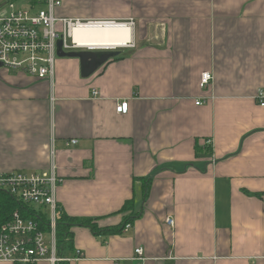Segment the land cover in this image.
I'll return each instance as SVG.
<instances>
[{"label":"crops","instance_id":"0c3cea01","mask_svg":"<svg viewBox=\"0 0 264 264\" xmlns=\"http://www.w3.org/2000/svg\"><path fill=\"white\" fill-rule=\"evenodd\" d=\"M60 1L136 25L88 78L79 59L0 69V172L54 174L59 207L103 229L133 200L119 235L73 229L78 264H264V0Z\"/></svg>","mask_w":264,"mask_h":264},{"label":"built area","instance_id":"2783aa9c","mask_svg":"<svg viewBox=\"0 0 264 264\" xmlns=\"http://www.w3.org/2000/svg\"><path fill=\"white\" fill-rule=\"evenodd\" d=\"M44 5L46 9L36 10V6L32 9L19 7L16 1H0V69L22 71L39 81L52 80L58 58V41L63 40L65 51L80 50L72 36L76 28L120 24L128 25L134 30L136 25L133 19L114 21L58 18L55 12L63 6L60 0H45ZM212 80L211 73H204L201 88L209 87ZM257 101L264 107V90L258 92ZM196 104L202 105L203 102ZM116 111L120 115H126L129 104H118ZM72 143L76 144V141ZM62 182L54 174L44 176L36 173L0 172V195L16 204L28 206L9 210L8 220L0 224V262L37 264L47 261L49 264H78L82 261L84 255L81 251H77L73 258L58 254L56 222L59 205L56 193ZM41 214L47 215L50 232L41 230ZM167 223L173 226L174 220L169 218ZM126 228L129 229L130 225ZM135 253L143 255L141 249H137Z\"/></svg>","mask_w":264,"mask_h":264},{"label":"trees","instance_id":"16d2710c","mask_svg":"<svg viewBox=\"0 0 264 264\" xmlns=\"http://www.w3.org/2000/svg\"><path fill=\"white\" fill-rule=\"evenodd\" d=\"M15 1V0H12ZM39 3L45 4L44 1L34 0L32 6H36ZM150 182V181H148ZM250 195V193H247ZM261 196L262 195H259ZM132 201H128L126 205L123 207L121 213H130L131 215L124 219V222L118 227H112L103 229L99 226L97 219H81L71 217L66 214L60 207L58 209L57 222H56V237H57V249L58 254L64 257L70 256L74 252V232L73 229L81 227L88 228L92 231L94 235L97 236H110V235H119L121 234L125 227L128 224H132L136 219L140 217V215L134 212V204ZM28 206H24L21 204H16L12 202L9 198L4 195H0V224H4L8 220V211L13 210L15 208H26ZM31 209H34L31 207ZM34 211V210H33ZM40 228L45 232H50V221L47 218V215L41 214Z\"/></svg>","mask_w":264,"mask_h":264},{"label":"bare ground","instance_id":"6f19581e","mask_svg":"<svg viewBox=\"0 0 264 264\" xmlns=\"http://www.w3.org/2000/svg\"><path fill=\"white\" fill-rule=\"evenodd\" d=\"M130 28L120 24L81 26L73 30L72 36L80 49H119L129 44Z\"/></svg>","mask_w":264,"mask_h":264},{"label":"water","instance_id":"95a60500","mask_svg":"<svg viewBox=\"0 0 264 264\" xmlns=\"http://www.w3.org/2000/svg\"><path fill=\"white\" fill-rule=\"evenodd\" d=\"M116 25V24H111ZM121 55V52L115 49H80L75 51H65L63 49V40L58 41L57 57L59 59H79L81 63V74L84 78L90 77L98 69L103 67L110 60ZM2 68V65H0Z\"/></svg>","mask_w":264,"mask_h":264},{"label":"rangeland","instance_id":"374dc122","mask_svg":"<svg viewBox=\"0 0 264 264\" xmlns=\"http://www.w3.org/2000/svg\"><path fill=\"white\" fill-rule=\"evenodd\" d=\"M0 1H3V0H0ZM15 1L19 7L32 9L33 6L31 3H33L34 0H15ZM39 1L42 2L43 0H39ZM43 9H46V6L44 4L39 3L38 5H36V10H43ZM65 11H66V8L63 4L62 7H59L58 9H56V12H55L56 17L61 18V17L70 16V15H67ZM81 49H85V48H81ZM123 50L124 49H121V48L118 49V51H123Z\"/></svg>","mask_w":264,"mask_h":264}]
</instances>
